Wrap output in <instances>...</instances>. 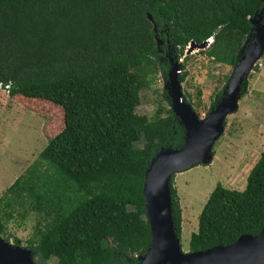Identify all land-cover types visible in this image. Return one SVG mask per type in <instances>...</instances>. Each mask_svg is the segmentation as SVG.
Returning <instances> with one entry per match:
<instances>
[{"label":"trees","instance_id":"1","mask_svg":"<svg viewBox=\"0 0 264 264\" xmlns=\"http://www.w3.org/2000/svg\"><path fill=\"white\" fill-rule=\"evenodd\" d=\"M263 8L264 0H0V84L11 99L50 117L47 144L0 197V236L9 241L7 221L31 212L34 233L25 247L44 264L51 258L137 264L150 243L145 169L161 148L184 142L166 92L165 108L151 117L136 112L147 76L159 70L165 77L170 57L186 58L190 41L208 38L206 56L234 67L252 34L249 17ZM221 95L222 89L210 109ZM184 98L194 110L190 96ZM173 179L171 214L180 238ZM262 228L264 152L243 190L215 185L187 252ZM12 243L21 246L16 237Z\"/></svg>","mask_w":264,"mask_h":264},{"label":"rangeland","instance_id":"2","mask_svg":"<svg viewBox=\"0 0 264 264\" xmlns=\"http://www.w3.org/2000/svg\"><path fill=\"white\" fill-rule=\"evenodd\" d=\"M158 42L160 44L161 40L156 39V44ZM189 47L186 45L184 50L186 58L172 59L184 64L186 76L180 83L182 96L188 94L195 113L204 118L216 93L226 89L233 67L206 56L207 46L186 52ZM256 63V69L253 67L250 71L251 77L243 80L241 91L246 93L240 96L237 110L226 116L222 135L213 144L211 162L174 174L173 186L181 209L183 252L188 251L189 236L196 231L198 215L215 185L220 183L228 189L243 190L248 171L264 152V52ZM147 81L148 86L140 92L136 112L151 117L158 106H167L162 96L163 91L166 92L167 78L156 70L148 74ZM49 120L43 112L11 99L0 88V197L47 144ZM35 219V213L31 212L22 219L14 214L6 223L9 242L13 244L16 237L25 247L27 239L33 237ZM33 257L36 264H44L38 255ZM46 262L55 264L56 260L51 258Z\"/></svg>","mask_w":264,"mask_h":264},{"label":"water","instance_id":"3","mask_svg":"<svg viewBox=\"0 0 264 264\" xmlns=\"http://www.w3.org/2000/svg\"><path fill=\"white\" fill-rule=\"evenodd\" d=\"M263 16L264 8L249 17L252 36L234 65L228 85L222 91L219 101L204 118L198 117L182 96L180 63L169 58L166 93L172 112L183 126L184 142L177 149L161 148L145 169L142 196L150 243L145 253L137 256V264H264V228L256 235H241L228 245L183 252L172 219L170 193L172 175L193 165L211 162V150L222 135L224 120L228 114L237 110L243 80L251 77V69L264 52ZM147 18L152 21L149 15ZM189 46L186 52L206 47L207 41H190ZM0 264L36 263L30 249L11 244L0 236Z\"/></svg>","mask_w":264,"mask_h":264},{"label":"built area","instance_id":"4","mask_svg":"<svg viewBox=\"0 0 264 264\" xmlns=\"http://www.w3.org/2000/svg\"><path fill=\"white\" fill-rule=\"evenodd\" d=\"M0 88H2L6 93L8 92V85H5V86L2 87L1 84H0Z\"/></svg>","mask_w":264,"mask_h":264},{"label":"clouds","instance_id":"5","mask_svg":"<svg viewBox=\"0 0 264 264\" xmlns=\"http://www.w3.org/2000/svg\"><path fill=\"white\" fill-rule=\"evenodd\" d=\"M211 40H212L211 38L206 39V41H207V47L209 46V44H211ZM188 46H189V44H188ZM256 64H257V63H256ZM256 64H255V65H256Z\"/></svg>","mask_w":264,"mask_h":264}]
</instances>
